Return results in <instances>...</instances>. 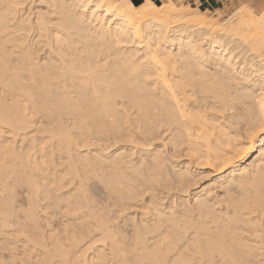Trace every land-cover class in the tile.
Here are the masks:
<instances>
[{
    "label": "bare ground",
    "instance_id": "1",
    "mask_svg": "<svg viewBox=\"0 0 264 264\" xmlns=\"http://www.w3.org/2000/svg\"><path fill=\"white\" fill-rule=\"evenodd\" d=\"M181 7L0 0V228L28 258L264 264V24Z\"/></svg>",
    "mask_w": 264,
    "mask_h": 264
},
{
    "label": "rangeland",
    "instance_id": "2",
    "mask_svg": "<svg viewBox=\"0 0 264 264\" xmlns=\"http://www.w3.org/2000/svg\"><path fill=\"white\" fill-rule=\"evenodd\" d=\"M152 3L155 4L156 7H160V6H163L165 5V3H168L169 1H172L174 3V5H176L177 7H181L183 10H185V12L188 14V15H191L193 14V10L194 7L193 6H190L188 4H184L182 2H178L177 0H150ZM197 9L198 11H204V10H200L198 8H195ZM211 14H207L209 17H212L214 19H216L217 22H220V23H225V21L227 20H230L232 19L233 21H236L237 20V16L238 15H243L245 17H248L249 13L247 11H245L244 13H238L237 12V7H226L224 10H220V11H215V12H210ZM216 13V14H215ZM215 14V15H213ZM76 141H79L78 139H76ZM48 142L50 143V145H53V146H57V141L55 140H48ZM20 143L18 142V145ZM82 146V144H80ZM118 145H116L115 147H117ZM121 146V145H120ZM119 146V147H120ZM101 149V147L99 145H96L94 146L93 149ZM143 148V146H139L137 147L134 151L136 150H141ZM84 147H81L80 150H83ZM94 153V151H92ZM86 153V152H85ZM84 153V154H85ZM102 153H106V151L102 152ZM77 166H79V162L76 163ZM56 169L58 170H63V167L62 166H58ZM49 178L51 179L52 176H49ZM212 179V177H208L205 179L204 181V185L208 184V180ZM75 182H80L83 184V185H86L84 186L85 189L87 190V194H88V198L90 200V203L94 206V208L92 210H90V213L92 214H95L97 212V206H102L104 207V204L105 202H102L104 201V199L107 197L106 196V189L103 185V183L98 179V178H95L93 175H89L88 177V180H84V177L83 178H80L79 176H77L76 178H74ZM53 197L51 198V200H49V203L51 204L50 205V208L47 210L48 211V214H45L43 213L42 211V207H47L48 205V202L47 201H41L39 202V212H38V216H39V224L41 226L44 227V230L48 231V232H52L53 230H61L63 225L66 223V220H67V217H65L63 215V213L58 210L56 208V204H57V201H58V196H61V193L60 192H55L54 195H52ZM60 204L65 206L67 204L66 200H63L60 198ZM107 212V209L104 210V211H100V212H97L98 213H105ZM126 217H130L129 213H125L124 214V218ZM17 233H12V232H8V231H2L1 228H0V264H22V263H25V264H39L37 259H31V258H28L27 256H25L22 252V243H14L12 242V237L16 236ZM62 236V234H61ZM94 235H88L87 237L84 238V241L81 243V248L78 250L79 252H82L86 249V253L88 252H91L92 251V248L94 247H91L89 248V245L90 242L89 241H96L97 239H99V237H93ZM11 237V238H10ZM99 244L96 243L95 245ZM9 245H12L13 247L15 246L17 248V253L18 252H21V255H18L16 256V258H14L15 260H13V256L11 255L12 254V251L10 250V247ZM94 245V246H95ZM78 252V253H79ZM57 260H59L58 258H55L53 259L52 262H56Z\"/></svg>",
    "mask_w": 264,
    "mask_h": 264
},
{
    "label": "crops",
    "instance_id": "3",
    "mask_svg": "<svg viewBox=\"0 0 264 264\" xmlns=\"http://www.w3.org/2000/svg\"><path fill=\"white\" fill-rule=\"evenodd\" d=\"M177 1L193 6L194 8H198L200 10L209 11V12L224 10L226 7L229 8L236 7L240 5L242 2V0H177ZM261 22L264 24V21Z\"/></svg>",
    "mask_w": 264,
    "mask_h": 264
},
{
    "label": "snow or ice",
    "instance_id": "4",
    "mask_svg": "<svg viewBox=\"0 0 264 264\" xmlns=\"http://www.w3.org/2000/svg\"><path fill=\"white\" fill-rule=\"evenodd\" d=\"M236 7L238 13L247 11L253 17L264 21V0H242L241 4ZM259 132L264 134V127H261ZM113 264H122V262L116 260Z\"/></svg>",
    "mask_w": 264,
    "mask_h": 264
},
{
    "label": "water",
    "instance_id": "5",
    "mask_svg": "<svg viewBox=\"0 0 264 264\" xmlns=\"http://www.w3.org/2000/svg\"><path fill=\"white\" fill-rule=\"evenodd\" d=\"M135 2V5H138L140 3V0H133Z\"/></svg>",
    "mask_w": 264,
    "mask_h": 264
}]
</instances>
